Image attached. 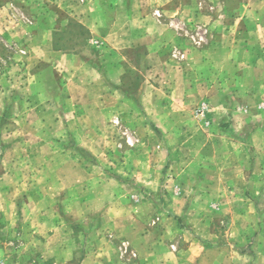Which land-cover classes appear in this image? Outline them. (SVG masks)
<instances>
[{"label": "rangeland", "instance_id": "obj_1", "mask_svg": "<svg viewBox=\"0 0 264 264\" xmlns=\"http://www.w3.org/2000/svg\"><path fill=\"white\" fill-rule=\"evenodd\" d=\"M0 264H264V0H0Z\"/></svg>", "mask_w": 264, "mask_h": 264}, {"label": "crops", "instance_id": "obj_2", "mask_svg": "<svg viewBox=\"0 0 264 264\" xmlns=\"http://www.w3.org/2000/svg\"><path fill=\"white\" fill-rule=\"evenodd\" d=\"M137 1V0H136Z\"/></svg>", "mask_w": 264, "mask_h": 264}]
</instances>
